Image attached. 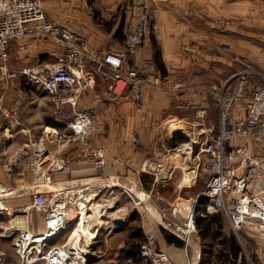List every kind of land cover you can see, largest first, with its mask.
Instances as JSON below:
<instances>
[{"label":"built area","instance_id":"1","mask_svg":"<svg viewBox=\"0 0 264 264\" xmlns=\"http://www.w3.org/2000/svg\"><path fill=\"white\" fill-rule=\"evenodd\" d=\"M148 23L149 17L140 19L136 30L126 35L122 49L98 52L90 47L86 37L55 23L44 10L43 0H0V84L7 85L20 74L30 84L49 93L56 107L70 106L74 109L73 118L63 129L46 126V136L36 143L31 141L26 144L29 149L26 153L31 155L34 166L36 183L44 184L43 189L29 194V205L21 206L14 212L4 206V200L8 199L4 195L10 188L4 184L0 172V220L6 216L9 218L1 236L14 242L19 256L17 264H77L74 260L83 255L84 251L73 245H78L83 238L68 236L52 246L48 242L61 235L76 220L78 224L82 223L78 226L83 228L86 219L92 218L93 209L98 205L113 203L114 207L103 215V219L107 217V222H112L117 229L124 226L133 208L131 210L128 205L119 204L118 200L110 198L108 193L114 196L117 189L131 197L134 208L138 209V206L144 204L149 211L147 203L152 200V193L140 182L112 175L70 179L62 182L65 185L56 186L60 182L55 181V175L70 171L63 161L57 164L51 162L47 168V171L50 169L49 173H42L49 156L53 155L54 158L73 149H79V156L91 161L95 167L107 164L108 151L104 147L95 146L92 138L100 132L99 116L79 108L81 96L95 89L100 82L104 86V95L109 97L123 98L127 89L136 97L141 95L145 87L166 90L174 95L186 91L193 95L204 92L213 97L219 108V132L207 128L195 138L200 141L197 144L198 140H195V169L206 178L199 197H209L207 211L223 212L232 230L237 233L248 223L264 222V75L254 69L238 70L221 87L170 82L160 75L151 60L144 59L139 63L131 60V56L145 43ZM154 28H158L157 23H154ZM19 40H27L26 43H18L20 50L44 40L51 41L55 49L49 52V60L28 63L16 71L11 68V55L13 43ZM256 74L263 76V82L253 86L250 92V76ZM1 109L6 116H10L6 108ZM207 116L208 109L201 108L192 126L205 127ZM4 127L5 133L10 134L9 139L13 138L15 131L12 127ZM235 136L249 143L238 144L234 142ZM136 140L134 137L133 141ZM54 142L57 148L53 154L50 146ZM155 157L161 159V154L155 152ZM115 161L119 165L129 163L128 158L121 156H116ZM86 178H102L103 181L93 183L85 181ZM106 191L108 196L105 195ZM214 200L221 201V204L216 206ZM32 209L43 216L44 230L38 233L31 227ZM178 213L176 206L169 211L173 216ZM169 214L162 211L165 217ZM19 216H23V220L26 217V227L18 225ZM93 220L97 223L99 217L95 215ZM197 232L194 207L184 222L181 235L187 247ZM85 254V257L88 256ZM4 257L5 253L0 248V261ZM141 258L144 264H175L165 251L156 248L152 237H147L142 245Z\"/></svg>","mask_w":264,"mask_h":264},{"label":"rangeland","instance_id":"2","mask_svg":"<svg viewBox=\"0 0 264 264\" xmlns=\"http://www.w3.org/2000/svg\"><path fill=\"white\" fill-rule=\"evenodd\" d=\"M82 5H79L81 2ZM109 1V2H107ZM164 0H156L154 4H151L150 2V10L142 11L141 9V1L140 0H96L95 4L93 6V9H90L89 6L85 4V0H78V5L75 7H69L68 4L64 0H43V7L48 16L55 22V23H62L65 19L67 21L68 19H71V15L69 13V10L78 9L80 12L79 19H76L73 21L74 29L78 30L80 34L84 33L85 35H96V33L103 28H108V25H115V24H123V36L127 35L128 33L134 32L135 30V23L138 19H142L144 16L149 17V21L152 19L157 18V13L159 12V2ZM254 5L247 4L246 7H241V4L238 3L239 0H215L212 4L214 8L212 9V12L210 11V14H204V17H207L209 21V26L212 25L213 27V33L209 32L206 27L202 28V33L208 34L209 39L211 42L208 43L205 38L200 37L202 40L206 41L209 46V54H206L208 56H205L203 53L199 54L197 53V59L195 58V61H197L196 68L198 71V79H171L169 78L170 82L174 81H182L189 84H206V85H212V86H222L224 81H221V75L223 76V73L220 74L219 72H212L210 71L213 69V67L222 68V58L225 60V71H227L228 66L230 64V71H235V69L238 70H249L254 69V71L259 72L264 75V2L257 1V0H249ZM264 1V0H262ZM210 2V1H209ZM111 3H113L116 8L111 9ZM113 5V6H114ZM69 9V10H68ZM49 10V13H48ZM88 11V13H86ZM192 11V8H181L180 11L178 9V12L176 14L178 15H192L189 14V12ZM67 12V14H66ZM66 14V15H65ZM212 15V16H211ZM97 16V19H94V17ZM194 16V15H193ZM75 17V16H74ZM92 21H89V18ZM199 17V16H198ZM75 19V18H74ZM212 21V23L210 22ZM201 23L197 22V26H199ZM69 27V26H68ZM158 29V28H157ZM75 30V31H76ZM77 31V32H78ZM212 36V38L210 37ZM84 36V35H83ZM86 37V36H84ZM146 37V35H145ZM205 43V42H204ZM204 45V44H203ZM143 47V46H142ZM141 47V48H142ZM211 48V50H210ZM213 57V59L211 58ZM25 59H29L27 54L23 55H14L12 51L11 55V63L14 64V66H18L19 63H23ZM221 63V64H219ZM155 66L156 64L153 63ZM204 64H207L205 66ZM209 67V68H208ZM157 68V66H156ZM232 69V70H231ZM157 71L161 73L158 68ZM232 71V72H233ZM225 74V73H224ZM234 74L230 75L233 76ZM163 76V75H162ZM21 77V78H20ZM228 77V78H230ZM189 78V77H188ZM226 78L225 80H228ZM263 76L261 75H251L250 76V82H251V89L250 92L253 90V86L259 85L263 82ZM19 79L23 82V86H9V83L7 84L8 88L11 90L13 87V90L9 91L7 93V106L3 104V100L0 101V107L6 108L8 112L10 113V116H6L3 113V110L0 111V172L2 176V180L7 187L10 188V191L17 190L16 194H12V196L7 197L8 199L5 202V207L8 208L10 211L14 212L16 209H20L21 206L18 205H29L31 203V196L29 195L32 191H37L43 189L42 182L36 183V175L31 180L30 174L31 169H34V166H32V159L31 155L26 152H29L28 147L26 146L27 143L33 142L32 139H34V142L36 143L41 139V137L46 136V126H62L65 127L66 123L69 122L74 115V109L70 106H62V107H56V104L53 102L52 98L48 95L46 91H44L41 88H37L34 85L30 84L22 75L19 76ZM28 82V84H26ZM169 82V83H170ZM195 82V83H193ZM101 83V82H100ZM102 84V83H101ZM99 85V84H98ZM103 85V84H102ZM3 86L0 84V87ZM2 88V87H1ZM36 94L38 96L39 100L36 101L33 99L30 102V95ZM167 92V91H166ZM168 95H170L172 98H174L172 95H174L171 92H167ZM183 94H192L190 92H182ZM182 93L180 95H182ZM193 95V94H192ZM250 95V94H249ZM193 96H199L201 97V101L198 102L200 107L198 108V112L196 113V116L194 120L191 122L193 124L195 120L198 117V113L201 108L206 107L208 109V116H209V108L212 109L216 105L218 108L217 102L211 97L210 95H206L204 92L193 95ZM99 106L94 107L92 109L93 113L98 114L99 121H100V132L97 135H94L93 142L95 143V139L98 135L105 136V138H109L110 134V119H111V104L113 102L110 101L111 98L109 96L104 95V86H103V94L101 93ZM177 97V96H176ZM4 98V97H3ZM2 98V99H3ZM35 98V97H34ZM116 99V98H115ZM176 99V98H175ZM135 100V107L136 108H143L144 101L141 95L136 96L134 98ZM95 103V102H94ZM23 106L25 108V115L23 119H20V106ZM31 105V106H30ZM215 106V107H216ZM79 108H82L79 101ZM83 109V108H82ZM210 114L209 118L207 116L206 118V125L208 122L210 123L209 119L212 118V121L215 122L217 119L219 120V108L217 109V112L215 111L214 114L211 116ZM156 120V119H155ZM162 118L160 117V119ZM157 122H160L158 121ZM208 120V121H207ZM55 121V124H53ZM57 122V123H56ZM163 123V120L161 121ZM177 124L179 128H174L172 126L173 123ZM184 122L178 123L177 119L176 121H168L159 131V139H154L151 141V144L153 145V150H156L155 152H159L161 154V159L163 160V163L166 160H171L172 162H176L177 166L182 168L184 171V179L181 182V184L190 185L192 176H190L189 182H186V178L190 175L188 173L189 167L188 162H186V155L181 152L174 151L176 148H181L182 146H186V144H189V142L198 140L197 144H199V139H195L197 135H191L189 133V127L184 125ZM211 124V123H210ZM103 129H102V127ZM19 127V129L16 131L15 128H13V131H16V135L9 139V133H5V127ZM209 126V124H208ZM214 132H219V124H216L214 127ZM199 133V132H197ZM139 136V135H138ZM137 140L133 143L137 144V146L143 145V147H146L145 143H141L140 136L137 137V135L134 136ZM133 137V138H134ZM31 140V141H30ZM234 142L238 144H247L249 141L246 139L240 138L238 136L234 137ZM148 144V142H146ZM150 144V143H149ZM12 146V147H11ZM104 147L106 150L107 148L105 146H99ZM252 147L255 148V145L252 144ZM51 150H53V154L56 153V142L52 143L50 146ZM154 152V153H155ZM173 153L170 155H165V153ZM24 153H26L24 155ZM80 151L79 149H73L72 151H69L68 153H62L61 155L54 157L53 155L49 156L47 158V162L43 166L42 173H49L47 171V168H49L51 162H55V164L60 163L63 161L64 163H67L70 169L69 165V156L74 158V161H71L72 164L77 163L80 160H76L79 157ZM153 153V154H154ZM24 157V158H23ZM168 162V161H167ZM13 163V164H12ZM12 165V166H11ZM195 167V165H194ZM12 169L11 171H8V169ZM175 169V168H174ZM29 170V174L28 171ZM70 172V171H69ZM68 172V174H69ZM199 172V171H198ZM26 173V174H25ZM22 174V176H20ZM60 174V173H59ZM67 173H63V175H68ZM76 178H85L83 177H76ZM75 178V179H76ZM66 179L57 180L56 182H67L64 181ZM134 181V180H133ZM168 183V182H167ZM171 183V182H170ZM171 184H162L157 188V194L156 198L152 194V200L150 199L147 203L146 209L144 204H141L137 208H133V211H137L138 215L134 217V219H131L133 211L129 212V218L124 224V226L116 228V225H113L112 222L108 221V218L103 219V215L111 210V207L113 206V203H110L107 205L106 210L102 211L103 215L99 218L102 220L101 224H104V226L96 225V231L97 238L94 240H90V242H87L86 248H88L91 252V260L89 264H144V262L141 260L139 261L136 259H130L126 256L125 249H128L132 246V243L139 242V251H140V257H141V247L145 243L144 240L137 239L136 237H131V233L133 228L136 229L137 227H140L142 231H144L143 228V221L144 216L149 215L150 218L158 220L159 218L153 212L156 211V208L160 207L162 211H166L169 214L170 207L169 202H172L175 200V190L174 187ZM108 191H106L107 193ZM110 195V198L113 199V194L108 193ZM107 196V194H106ZM119 197L122 201L128 202L129 209L132 210V204L134 203L131 200V197H127L126 195H122L119 193ZM99 203H102L101 201H98ZM216 206H219L221 204V201H213ZM105 203V202H104ZM119 203V202H118ZM120 204V203H119ZM106 206V205H105ZM154 209V210H153ZM168 209V210H167ZM191 206L188 209V212L186 213L188 216L190 214ZM222 214L223 216V224H224V230L223 233H229V231H233L231 228V225L226 217V215L223 212H218ZM217 214V213H213ZM31 215L33 216L34 221L36 223L34 224V229L38 230V222L37 218L41 214L40 212L32 209ZM8 216L2 217L0 220V248L5 253V259H3V263L5 264H17L19 263V256L16 252V247L14 246V242L11 239H5L1 236V233L3 231V226H6L8 224ZM106 222H105V221ZM41 221H43V216ZM97 222V221H96ZM99 223V222H98ZM165 223V222H164ZM254 223V222H252ZM251 223H248L246 225H250ZM107 225V226H106ZM72 226V227H71ZM69 226V229H66L61 235L55 237L54 239L50 240L48 242L49 246L55 245L67 238L69 235L71 229L75 225ZM229 227L231 230H229ZM247 227V226H245ZM244 227V228H245ZM116 230V231H115ZM239 239L245 240L244 237V229L242 231H239L238 233L233 231ZM100 233V234H99ZM182 235V234H181ZM146 240V239H145ZM185 245L186 242L184 241ZM250 244L246 242V245L248 246V252L247 257L249 260L254 264V261L251 257V254L253 252V243L249 241ZM191 246H189L190 248ZM157 248V246H156ZM244 248V247H243ZM158 249V248H157Z\"/></svg>","mask_w":264,"mask_h":264},{"label":"crops","instance_id":"3","mask_svg":"<svg viewBox=\"0 0 264 264\" xmlns=\"http://www.w3.org/2000/svg\"><path fill=\"white\" fill-rule=\"evenodd\" d=\"M64 1L66 2V4H68L69 7H75L79 4L78 0ZM95 1L96 0H85V4L89 6L90 9H93ZM140 1L142 11H147L148 9L150 10V2H152L151 4H154L156 2V0ZM214 1L215 0L160 1L158 3L159 12H156L157 18L149 21L145 43L137 53L131 56L132 62L139 63L144 59L151 60L156 64L158 70L161 72L160 75H163L162 77L164 78L198 79L199 75L196 68L197 61H195V58L197 59V53H203L205 56H208L206 54H209V46L206 45H208V43L211 42L210 40H212L209 39V35L207 33H202L203 31L201 29L206 27L208 30H211L209 34L213 33L212 25L209 26L207 17H204V15H202L201 13L210 14V11L212 12V9L214 8L212 4ZM257 1L264 2L262 0ZM238 3L241 4L240 8L246 7L248 3L250 5L252 4V2L249 0H239ZM79 5H82V2ZM113 5L114 4L111 3V9L116 8V6ZM181 8H192V11L189 12V14L192 15L176 14L178 12V9L180 11ZM80 12L81 11H79L78 9H70L69 13L71 15V19H68L67 21L63 19L64 21L62 23L57 24L63 25L75 31L76 29H74L75 27L73 21L79 19L78 17L81 16ZM86 13H88V11H86ZM94 19H97V16L94 17ZM89 21H92V17L91 19L89 18ZM138 22L139 19L135 23L133 22V24H135V30ZM197 22H200L201 24L197 26ZM210 22L212 23V21ZM154 23L158 24V29L154 28ZM77 31L78 30H76L75 32ZM122 31L123 24L120 23L115 25H108L107 29H100L96 33V35H85L84 33H82L81 35L86 36L90 47L94 51L106 52L110 49L123 48L126 35L123 36ZM77 33H79V31ZM200 37L205 38L208 43L202 40ZM210 37L212 38L211 35ZM26 42L27 40H19L18 42L13 43L14 55L27 54L29 57V59H25L23 63H19L17 67L11 63V68L13 70L18 71L23 65L28 63L32 64L49 60L51 58L49 56V52L55 49V46L51 41L44 40L30 44L29 47L25 50H20L18 43ZM211 58L213 59V57ZM222 63L223 64L219 63L222 65V68H217L214 66L210 71L214 73L219 72L220 74L223 73V76L221 75L220 80L225 82L227 81L225 79L234 74L237 69H235V71L231 69L233 72L230 71L229 64L227 65V71H225V60L223 58ZM204 65L207 66V64ZM19 76L20 74L12 79L9 83V86H23L24 80H20ZM7 86L8 85H4L1 86L2 88L0 87V96L4 97L3 104L5 106H7V93L13 90V87L10 90ZM101 93L103 94V85L99 83V85L95 89L89 90L81 96V107L88 111H93L92 109H94V107L96 106H99V103L102 102L100 101L101 99L99 97ZM142 96L144 105L141 109L135 107V97L132 95V93L129 92L128 89L126 90L123 98L113 97L110 99V101L113 102L111 104V119L109 120L110 136L109 138H105V136H102L100 134L95 139L96 145L105 146L108 151V161L104 167H95V165L92 164L91 161L85 159V157L83 159V157L81 156L76 159H81V161L72 164L71 161H74L75 159L69 156V174L67 173L68 175H63V173H60L55 175L54 179L55 181L56 178L57 180L66 179L64 181H67L80 176L105 177L119 175L127 181L134 180L140 182V173H148L153 177V181L150 184L149 191H151L153 195L155 194V198L157 194V192L155 191H157V188L159 186H161L163 183H173L172 186L174 187L176 196L174 198L175 200L169 202L170 207L168 209H171L173 206L178 207V215L173 216L172 214H169L165 217L162 215V210L160 209V207L156 208V211L153 209V212H155L159 219H152L149 215L144 216V234L147 237H152L157 248L165 251L175 264H190V262L192 261H194L193 264H216L218 260L214 255L203 253L202 239L199 235V231L193 235V240L191 242L190 248L189 246L187 247L185 245L184 241L181 238V234H183L184 222L188 218V215L186 213L188 212L190 206V211H192L194 207L196 208L199 201V194L206 183V178L202 176L200 172H198V170H196L195 168L193 171L192 165L188 163V173L190 175L186 178V181H189L190 176H192L193 179L191 180V184L189 186L186 185L187 187H185V185L181 184L185 176L183 169L178 167L176 162L166 160L163 163L162 159L155 157L154 152L156 151V148L154 149V152H152L153 145L151 144V141L157 138L159 139V131L168 121H176L177 119L178 123L184 122V125L189 127V133L191 135L195 134L198 137L199 134L204 133L207 128L214 129L219 120L217 119L215 122H213L212 118H210L209 121L211 124L208 122L209 126L208 124L205 125V127L200 128L192 126L191 122L194 120L196 113L198 112V108L200 107L198 102L201 101V97L199 96L197 97L187 93L182 95H172L174 97L172 98L170 95H168L166 90L152 87L143 88ZM33 99H35L36 101L39 100L38 96H36V94L33 95L31 92L30 102ZM0 101L2 100L0 99ZM215 106L214 108L212 107V109L209 108V116L210 114L213 115L215 111L217 112L218 108L217 106ZM19 108L21 109L20 119H23L25 115V108L22 105ZM160 117L162 118L163 123L161 122L162 120H158L160 119ZM157 120L160 122H157ZM59 127L63 129L62 126L59 125ZM13 128L16 129L17 127L12 126V129ZM18 129L19 127L16 129V131ZM16 131L15 135L17 134ZM135 135H137V137L140 136L141 143H145L146 147H143V145L137 146V144L133 143L132 140ZM32 140L34 141V139ZM146 142H148V144ZM116 156L128 158L129 163L126 165H119L115 161ZM27 171L28 174L31 172L30 174L32 175L29 174L30 178L32 177L31 180L34 181V169L32 168L30 172L29 170ZM20 176H22V174H20ZM119 193H121L122 195H126L127 197H129V195H127L120 189L115 190L113 197L118 200L120 204H131V201L129 200L128 202L122 201L119 197ZM18 206L23 205L21 204ZM131 206L132 208L135 207L134 204H132ZM36 218L38 222V230L34 229V224L36 223V221H34L35 219H33L32 215L30 216V223L32 230L35 233H38L44 230V223L43 221H41L42 215ZM246 226L247 227L244 228V237L246 241L240 239L241 244L244 247V254L247 257L246 253L248 252V246L246 245V242L250 244V241L251 243H253L252 253L256 255L260 264H264V222H254ZM229 230H231L230 227ZM247 261L248 263L253 264L248 257ZM3 262L4 261H0V264H5ZM237 264H243V262L241 261V257L237 260Z\"/></svg>","mask_w":264,"mask_h":264},{"label":"trees","instance_id":"4","mask_svg":"<svg viewBox=\"0 0 264 264\" xmlns=\"http://www.w3.org/2000/svg\"><path fill=\"white\" fill-rule=\"evenodd\" d=\"M26 84H28V82H26ZM53 124H55V121ZM139 177L142 186L149 190L150 184L153 181V177L148 173H140ZM209 202V197L201 195L195 208V222L199 231V235L202 239L203 253L214 255L218 260V264H237V260L240 257L243 264H250L247 261V257L244 254V248L237 235L233 231H229V233H223L224 224L222 220V214H213L207 211ZM137 215L138 212L134 210L131 219H134V217ZM131 237H136L137 239L144 241L147 239V236L140 227H137L136 229L133 228ZM139 246V242L132 243L130 248L125 249L126 256L131 260L139 259V261H141L142 258L140 257V251L138 249ZM251 257L254 261V264H260L254 253L251 254Z\"/></svg>","mask_w":264,"mask_h":264},{"label":"bare ground","instance_id":"5","mask_svg":"<svg viewBox=\"0 0 264 264\" xmlns=\"http://www.w3.org/2000/svg\"><path fill=\"white\" fill-rule=\"evenodd\" d=\"M173 123V122H172ZM172 126L174 128H178V125L173 123ZM50 129V128H49ZM174 151L176 152H181V151H184L183 153H185L186 155V161L192 165V168H193V171H194V165H196V161H197V144L195 141H191L190 144H186V146H182L181 148H176ZM173 153H165V155H172ZM96 179V180H95ZM193 179V178H192ZM85 181H90V182H93L95 183L96 181H103L102 178H86L84 179ZM191 180V179H189ZM105 182V181H104ZM187 183L189 181H186ZM66 183H59V184H56V186H60V185H65ZM17 193V190H13V191H9V190H6V194L4 195V197H9V196H12V194H16ZM142 196V195H141ZM4 206H5V202L3 203ZM107 208V205H98L96 206L94 209H93V213H94V216L97 215L99 218L103 215V212L104 210H106ZM105 212V211H104ZM93 213H92V217L91 219H86L87 222L84 223V227L83 228H80L78 225H82L81 222H79V224L77 223L78 220H76L72 225H75L68 236H78V237H81V239L83 238V241L80 242L78 245L77 244H74L73 247H78L79 249H81L82 251H84V254L81 255L80 257H78V259L76 258L74 261L77 263V264H89L90 260H91V252L88 248H86L87 246V242L89 243L90 240H93L94 237L97 236V233L98 231H96V225H101V226H104V224H101L102 220L99 219V223L97 222V224L94 222L93 218ZM19 219L20 221H18V225L22 226V227H26V225H23L21 223V221L23 220V216H19ZM24 220L26 222V217H24ZM17 221V220H16ZM85 221V220H84ZM20 222V223H19ZM97 225V226H98ZM71 226V224L69 225ZM69 226L66 228V229H69ZM107 226V225H106ZM72 227V226H71ZM65 229V230H66ZM64 230V231H65ZM10 231V230H9ZM63 231V232H64ZM62 232V233H63ZM61 233V234H62ZM67 236V237H68ZM85 253L88 254V256L85 257ZM77 260V261H76Z\"/></svg>","mask_w":264,"mask_h":264},{"label":"water","instance_id":"6","mask_svg":"<svg viewBox=\"0 0 264 264\" xmlns=\"http://www.w3.org/2000/svg\"><path fill=\"white\" fill-rule=\"evenodd\" d=\"M74 222H75V221H74ZM74 222H73V223H74ZM19 223H20V222H19ZM21 223H22L23 225H26L25 220H22ZM73 223H72V224H73ZM72 224H71V225H72Z\"/></svg>","mask_w":264,"mask_h":264}]
</instances>
